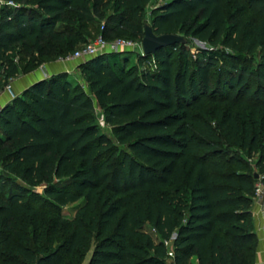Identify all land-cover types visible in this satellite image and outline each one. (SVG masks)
Masks as SVG:
<instances>
[{"label": "trees", "instance_id": "16d2710c", "mask_svg": "<svg viewBox=\"0 0 264 264\" xmlns=\"http://www.w3.org/2000/svg\"><path fill=\"white\" fill-rule=\"evenodd\" d=\"M3 1L15 5L0 9L5 83L75 50L109 7L103 36L111 30L140 42L145 9L159 1L148 25L185 44L138 56L155 62L142 71L127 54L92 58L77 67L83 85L51 76L0 109L1 171L43 187L56 208L81 202L56 245L59 221L46 224L15 182L0 185V264H83L89 253L87 264H165L173 235L175 264H254L255 174L264 185V0H244L248 24L228 22L226 0ZM187 37L208 46L194 61ZM96 109L115 142L100 132ZM221 144L239 151L222 152ZM241 151L258 155L254 167Z\"/></svg>", "mask_w": 264, "mask_h": 264}, {"label": "rangeland", "instance_id": "374dc122", "mask_svg": "<svg viewBox=\"0 0 264 264\" xmlns=\"http://www.w3.org/2000/svg\"><path fill=\"white\" fill-rule=\"evenodd\" d=\"M1 1L3 2V0H1ZM160 4L161 3L159 1H153L152 3H150L146 7V9H145L146 24H149V15H150L151 11L154 8L158 7ZM225 5H226V13H227V15H229L228 22L230 24H233L236 22H239L242 24H248V23L254 22L252 15L241 13L243 5H244V0H226ZM3 6L7 7L8 9L15 8V5L14 6L3 5ZM113 14H114V10L112 9V7L102 9L100 15L97 17V21L93 25L88 27L86 30L81 32V34H80L81 39H82L81 44L75 50H72L70 53H66L65 56L59 58V60L57 62L58 63H70V62L74 61L75 59H72V57L77 50L81 49L82 47H84L90 43H93L94 41H96L101 36L108 45L117 41V40H122V38L117 37L111 30L108 31L106 36H103V34H102L103 26L107 23L109 17H111ZM186 41H187V49L189 50V53H190L189 58L192 61L195 60L194 56H195L197 50L208 48V46L199 43L198 41L192 39L191 37H187ZM137 42H139V41H137ZM219 49H223V48L219 47ZM225 49L228 52L230 51L229 48H227V47ZM16 52H17V49L14 50V53H16ZM119 53L127 54L129 66H135L138 68L139 71H142L144 69H153L155 66V62H153V61H151L149 64L146 63L145 61L139 62L138 56L142 57V49L137 48L136 51L123 50ZM106 54H109V53L107 52ZM17 61H18V57L15 58L16 63H17ZM83 62H85V60ZM67 75L69 76V78H73L79 84L83 85V83L81 82V78L78 76L79 74H76V75L67 74ZM8 83L4 82V75L2 74V72L0 70V92L7 87ZM95 113L97 115L99 123H101V129H100L101 131L100 132L106 134L110 139H112L115 142L116 140L113 137L110 128L106 127L102 122L103 120H102L101 112L98 109H96ZM220 149H222V152L227 151V150L228 151H230V150L231 151H239V148L237 146L226 145V144H221ZM238 154L241 155L242 157L246 158L247 162L252 167H254V164L258 158L257 154L255 156H253L252 158H247L244 151H241ZM0 175H1L0 178L2 179L0 181V185H3L4 187H6V189H8L10 187V184L15 182L18 186L22 187L25 191H27L24 194L25 200L27 198H30L32 205L35 208L40 209V211L42 212L43 218L46 221V224H48L52 220L59 221L61 228H60V231H59L57 238H56V245L60 244L63 241V239L66 237L67 233L69 232L70 224H71L72 220L74 219L75 211H76L77 207L81 204V202H78V203L72 204V205H68V206L63 207V208H56L53 205H51V203L48 199H46L44 197L43 187H41V186L35 187L32 185H28L24 182H21L19 180H15L12 176H10L6 173H3L1 171V169H0ZM255 175L258 176L257 174H255ZM146 230L154 237V239L156 241L159 240V238L156 236V234L153 230H151V229H146ZM0 239H1V237H0ZM172 239H173V236L171 237V239L166 244V248H167L168 252L173 251V249H172L173 240ZM89 256H90V253L87 256V259L85 260V262L83 264H87ZM187 264H196V263L194 262V260H191Z\"/></svg>", "mask_w": 264, "mask_h": 264}, {"label": "crops", "instance_id": "0c3cea01", "mask_svg": "<svg viewBox=\"0 0 264 264\" xmlns=\"http://www.w3.org/2000/svg\"><path fill=\"white\" fill-rule=\"evenodd\" d=\"M82 63L79 60H74L70 63H58L57 61L47 63L32 72L10 80L7 87L0 92V109L10 103L15 97L21 96L26 89L39 81L62 73L79 74L77 67ZM250 213L253 232L257 238L254 264H264V214L260 212L259 207L255 204L251 206ZM193 260L197 264L196 259Z\"/></svg>", "mask_w": 264, "mask_h": 264}, {"label": "built area", "instance_id": "2783aa9c", "mask_svg": "<svg viewBox=\"0 0 264 264\" xmlns=\"http://www.w3.org/2000/svg\"><path fill=\"white\" fill-rule=\"evenodd\" d=\"M3 5H10L14 6L13 2H5L0 0V8ZM141 49V42H131L127 40H117L111 44H107L105 40L101 37H99L96 41L93 43H90L81 49L77 50L75 54L73 55L72 59L80 60L81 62L88 61L92 58L101 56L108 53H119L123 50H131L136 51V49ZM254 204L259 207L260 212L264 214V185L262 183V177L257 178V182L255 184V192L253 197ZM174 240V239H172ZM167 243H165L166 245ZM167 256L169 258H173V251H170L167 253Z\"/></svg>", "mask_w": 264, "mask_h": 264}, {"label": "water", "instance_id": "95a60500", "mask_svg": "<svg viewBox=\"0 0 264 264\" xmlns=\"http://www.w3.org/2000/svg\"><path fill=\"white\" fill-rule=\"evenodd\" d=\"M185 44V39L179 35L166 34L157 36L152 31L151 27L146 24L144 26L143 38L141 40L142 57H150L156 53L157 50L170 47L173 45ZM255 179L257 176L255 175ZM176 235H173L175 239ZM165 264H175L172 258H168Z\"/></svg>", "mask_w": 264, "mask_h": 264}]
</instances>
